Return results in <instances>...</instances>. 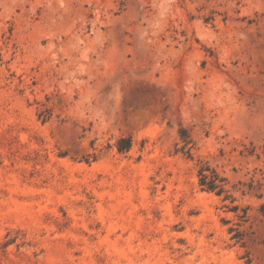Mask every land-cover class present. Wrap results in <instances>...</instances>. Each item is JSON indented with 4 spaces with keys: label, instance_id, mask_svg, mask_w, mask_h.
I'll return each instance as SVG.
<instances>
[{
    "label": "rangeland",
    "instance_id": "obj_1",
    "mask_svg": "<svg viewBox=\"0 0 264 264\" xmlns=\"http://www.w3.org/2000/svg\"><path fill=\"white\" fill-rule=\"evenodd\" d=\"M0 264H264V0H0Z\"/></svg>",
    "mask_w": 264,
    "mask_h": 264
},
{
    "label": "trees",
    "instance_id": "obj_2",
    "mask_svg": "<svg viewBox=\"0 0 264 264\" xmlns=\"http://www.w3.org/2000/svg\"><path fill=\"white\" fill-rule=\"evenodd\" d=\"M180 138L186 143V146L191 142L185 129L179 131ZM126 143V145H122ZM132 146V141L130 138L122 139L119 142V152H127ZM185 149V148H184ZM192 155L189 153V157ZM198 184L203 191L212 192L219 197H223L224 202H229L225 206L228 211L236 213L241 222H247L248 220V209L242 210V214L239 213V206L235 204L236 199L232 194L229 187V180L226 176L220 173L216 168L212 167L208 162H202L198 168ZM235 232L234 239L242 240V234L239 229H233Z\"/></svg>",
    "mask_w": 264,
    "mask_h": 264
}]
</instances>
